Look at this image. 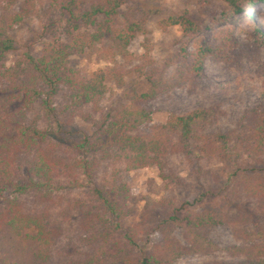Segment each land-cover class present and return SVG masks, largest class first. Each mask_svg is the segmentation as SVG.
Instances as JSON below:
<instances>
[{"label":"trees","instance_id":"trees-1","mask_svg":"<svg viewBox=\"0 0 264 264\" xmlns=\"http://www.w3.org/2000/svg\"><path fill=\"white\" fill-rule=\"evenodd\" d=\"M224 2L231 11L214 22L264 4ZM121 6L122 0H0V264L50 263L67 225L77 229V237L66 264H174L187 255L216 252L209 234L221 225L242 242L227 248L228 254L245 257L243 264H264V108L244 111L234 131L207 133L215 118L212 108L170 113L165 124L155 125L146 107L204 77L208 57L232 54L231 64H240L232 30L220 32L217 45L203 38L188 52L185 44L160 68L148 58L151 48L139 57L130 53L141 26L139 19L121 14ZM31 16L41 25L40 54L27 53L6 67L16 45L12 33ZM174 26L182 28L187 41L202 30L186 13L159 22L163 32ZM251 40L254 49L247 55L258 65L264 88L259 58L264 32H255ZM74 55L106 66L85 75L71 67ZM169 67L173 71L167 77ZM132 71L146 80V90L131 94L118 108L104 109L109 83L123 85ZM75 119L90 124L91 133H74ZM230 142L238 143L253 164L238 167L226 210L210 202L195 212L189 210L193 203L175 207L165 198L155 204L160 213L147 207L144 219L131 228L117 222L129 213L126 174L156 168L171 193L173 158L225 164L232 161ZM119 158L124 167L109 178L107 164ZM176 228L186 245L173 237ZM153 234L159 238L152 242Z\"/></svg>","mask_w":264,"mask_h":264},{"label":"rangeland","instance_id":"rangeland-1","mask_svg":"<svg viewBox=\"0 0 264 264\" xmlns=\"http://www.w3.org/2000/svg\"><path fill=\"white\" fill-rule=\"evenodd\" d=\"M230 11L224 0H122L121 14L139 19L141 26L128 48L130 53L139 57L146 53L145 49L151 48L148 58L160 68L185 44L188 52H193L196 42L203 38L209 39L212 45L219 44V34L224 30H232L233 38L240 50L236 55L240 57V64L236 66L231 64L234 58L232 54L228 55L227 59L208 57L203 66L204 77L195 80L194 83L188 82L177 87L148 103L146 107L153 113V124H165L170 113L182 115L194 109L212 108L215 118L207 133H228L235 130L244 111L256 105L264 108L262 74L258 65L251 60L250 55H247L251 48L254 49L252 35L257 31L264 32V4L231 15L232 17L227 20L224 16V20L213 21V18L219 19L221 15ZM185 13L202 27L194 39L188 41L183 39L180 26L170 27L166 32L159 27L160 21ZM40 27L34 16L16 27L12 33L16 44L15 50L6 57V67L12 66L27 53L39 56L43 40ZM259 58L264 61L263 50H259ZM70 62L71 67L85 75H91L106 66V63L85 55L71 56ZM131 65L134 69L138 65L137 61ZM240 68L242 70L238 72ZM172 71L173 67H169L165 75L168 77ZM146 88V80L132 71L123 85L109 83V90L101 106L106 110L118 108L128 103L131 94L142 93ZM72 130L82 135L90 134L92 128L90 124L75 119ZM229 153L232 161L225 164L217 161L173 158L174 174L179 180L176 181L175 178L171 193L165 190L164 182L156 168L126 174L124 178L131 188V197L126 202L129 213L123 214L117 222L125 229L131 228L144 219L147 207L153 214L160 213L162 210L155 204L165 198L170 199L175 207H180L183 203H193L189 210L195 212L200 210V206L210 202L215 208L226 210L227 195L234 184L238 167L253 164L242 155L236 142H230ZM107 165L106 174L110 178L112 171H119L124 167V159L111 160ZM199 198L202 199L196 204L194 201ZM76 231L74 226H65V234L59 239L48 264H66L71 257V247L76 241ZM182 234L181 228L173 231V237L186 245ZM158 238L157 234H153L152 242ZM209 239L217 246L216 252L187 255L174 264H206L210 261H217L220 264H243L246 261L243 256L234 257L227 253V248L242 245L227 226L214 227Z\"/></svg>","mask_w":264,"mask_h":264}]
</instances>
